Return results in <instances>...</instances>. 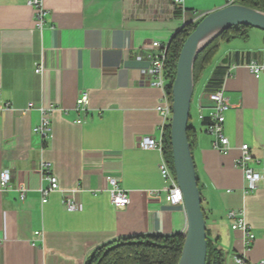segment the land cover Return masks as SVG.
Segmentation results:
<instances>
[{
	"label": "crops",
	"instance_id": "obj_1",
	"mask_svg": "<svg viewBox=\"0 0 264 264\" xmlns=\"http://www.w3.org/2000/svg\"><path fill=\"white\" fill-rule=\"evenodd\" d=\"M29 1L0 0V173H11L9 188L0 191V264H86L112 241L183 236L185 210L167 201L161 156L139 146L145 136L160 138L162 122L156 108L163 92L148 82V55L153 41L169 45L186 25L228 0H184L173 10V0H43L42 30ZM225 60L230 150L222 154L201 117L209 118L212 108L205 87ZM252 60H264V32L222 42L195 97L197 121L189 122L207 230L224 264L236 257L249 264L264 260V184L247 191L238 167L248 145L249 167L264 175V75L256 79L247 70ZM83 94L89 107L79 112L75 105ZM49 106L54 113L44 140L34 129ZM44 161L60 185L47 204L41 203V190L49 186L39 173ZM110 178L129 192L125 208L112 204ZM19 188L26 189L24 201ZM70 191H77L82 211L66 210L63 193ZM231 211L255 235L250 248L244 232L232 229Z\"/></svg>",
	"mask_w": 264,
	"mask_h": 264
},
{
	"label": "built area",
	"instance_id": "obj_2",
	"mask_svg": "<svg viewBox=\"0 0 264 264\" xmlns=\"http://www.w3.org/2000/svg\"><path fill=\"white\" fill-rule=\"evenodd\" d=\"M143 2V0H138ZM184 0H173L172 10L176 7L183 8ZM235 5V0H228L227 6ZM29 6L34 10V19L36 27L42 30L47 12L43 6V0H30ZM153 18H157V15H153ZM169 45L162 44L159 41H153L150 46V53L148 55V68H147V78L148 82L152 87L161 89L163 92V97L156 108L159 113L162 122L159 128L160 138H154L145 136L140 141V148L142 150H156L161 156L160 161V175L169 184V188L166 190L167 201L172 206H182L184 208V197L183 193L178 184L174 169L164 154V131L166 126L171 124L173 117L172 103L166 92L167 81L165 79V62L167 59ZM247 70L256 78H260L264 75V60L262 63H258L255 60L249 62L246 66ZM38 73L41 71L40 68L36 70ZM229 73V72H228ZM227 73V75H229ZM209 100L212 103L211 113L209 115V123L206 125V131L213 137V148L219 153L226 154L230 150V143L225 134V115L230 109V104L225 97L224 89L212 93L209 95ZM2 100L0 97V109L2 108ZM8 107V105H6ZM34 104L29 105V109H32ZM89 107V96L83 94L78 98L75 109L79 112H85ZM41 120L38 126L34 129V132L46 139L51 132V120L54 113V107L49 106L47 108L41 109ZM205 117H201L204 120ZM80 123V122H79ZM253 161V157L250 153V148L248 145H244L241 148V155L238 161V167L243 171L245 180V189L249 192H254L261 188L264 184V175L249 167L250 163ZM39 173L41 174L44 181L49 183L48 188L42 189V204L48 203V196L60 190L59 180L52 173V164L49 162H42ZM11 173L8 170H4L0 173V191L7 190L10 186ZM108 183L111 187L110 197L111 202L118 208H125L130 204V194L129 192L120 188L118 181L115 178H110ZM20 200L24 201L26 196V189L19 188ZM77 191H70L63 193V205L68 212H80L82 211V205L77 202L75 196ZM229 220L232 222L233 230H240L244 232L246 237V246L250 248L255 241V235L251 232L250 227L245 222L244 219L239 218L238 214L234 211L229 212ZM37 236H40V232H36ZM3 239L0 236V250L2 248ZM234 264H249L246 263L242 258H234ZM256 264H264V260Z\"/></svg>",
	"mask_w": 264,
	"mask_h": 264
},
{
	"label": "water",
	"instance_id": "obj_3",
	"mask_svg": "<svg viewBox=\"0 0 264 264\" xmlns=\"http://www.w3.org/2000/svg\"><path fill=\"white\" fill-rule=\"evenodd\" d=\"M247 26L264 32V13L240 5L226 6L206 15L186 40L172 86L171 145L174 172L184 197L186 230L179 264H206L207 223L202 195L188 139L194 96V64L198 55L215 39L232 28Z\"/></svg>",
	"mask_w": 264,
	"mask_h": 264
},
{
	"label": "trees",
	"instance_id": "obj_4",
	"mask_svg": "<svg viewBox=\"0 0 264 264\" xmlns=\"http://www.w3.org/2000/svg\"><path fill=\"white\" fill-rule=\"evenodd\" d=\"M236 5L251 8L264 13V0H235ZM198 23H191L181 29L172 39L168 47L165 62L166 92L172 103V86L177 75V66L182 48L195 31ZM253 28L240 26L224 32L207 46L197 57L194 64V83L198 85L203 71L211 64L219 52L220 44L234 38L247 40ZM228 61L215 68L205 87L208 96L220 90L228 73ZM191 119V118H190ZM209 119L205 118L203 124L207 125ZM193 128L189 123L188 139L193 149ZM164 154L172 170L173 155L171 145V127L166 126L164 131ZM200 189V187H199ZM201 191V190H200ZM204 210V209H203ZM206 217V216H205ZM208 252L206 264H224L225 255L221 249L209 238L207 230ZM185 238L180 234L170 236H139L129 239H119L97 248L86 264H179L184 247Z\"/></svg>",
	"mask_w": 264,
	"mask_h": 264
},
{
	"label": "rangeland",
	"instance_id": "obj_5",
	"mask_svg": "<svg viewBox=\"0 0 264 264\" xmlns=\"http://www.w3.org/2000/svg\"><path fill=\"white\" fill-rule=\"evenodd\" d=\"M252 30H254V29H252ZM216 57H217V55H216ZM216 57L212 60L211 64L205 69V71H203L201 79H200V81L198 83V87L196 86L195 89H194V96H193L194 100H193V103L191 105V118H192V120L194 119L193 121H195V122L197 121L194 118V115H193L194 114L193 111H194V107H195V97L197 96L198 91H200V84L206 79V77L208 75V72H211L212 69L215 67Z\"/></svg>",
	"mask_w": 264,
	"mask_h": 264
}]
</instances>
